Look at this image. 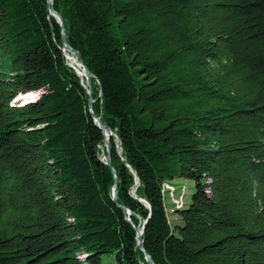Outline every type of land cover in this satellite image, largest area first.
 <instances>
[{"label":"trees","instance_id":"obj_1","mask_svg":"<svg viewBox=\"0 0 264 264\" xmlns=\"http://www.w3.org/2000/svg\"><path fill=\"white\" fill-rule=\"evenodd\" d=\"M52 2L113 167L49 1L0 0V264H264V0Z\"/></svg>","mask_w":264,"mask_h":264},{"label":"water","instance_id":"obj_2","mask_svg":"<svg viewBox=\"0 0 264 264\" xmlns=\"http://www.w3.org/2000/svg\"><path fill=\"white\" fill-rule=\"evenodd\" d=\"M49 1V10L51 12V14L57 19V21L60 23L61 25V28H62V36H63V44H64V52L68 51L70 52L71 54H73L77 60L80 61L81 63V66L83 67V70H84V76L87 80V84L89 86V94H90V110L95 118V121L97 122V124L99 125V127L104 131L105 133V136H106V146H107V149H108V155L106 157V164L109 166V167H113L112 165V161H111V156H110V152H111V143H110V139L114 136V134L112 133V131L108 128L105 127V125L103 124L101 118L97 117L94 115L93 113V85H92V74L91 72L89 71V69L87 68V66L85 65V63L82 61V58L79 54V52H77L76 50H74L73 48H71V46L68 44L67 42V36H66V32H65V23H64V20H63V17L61 16V14H59L57 11H55L54 7H53V0H48ZM82 74V73H81ZM107 133L109 135V137L107 138ZM117 192H118V179L117 177L115 178V187H114V190H113V197L116 201L117 199ZM122 209L129 214V212L122 207ZM129 221V220H128ZM145 227V225H144ZM139 229V228H136L137 230V235H138V243L141 247V249L144 250V241H143V237H142V234H143V229ZM146 259L148 261L149 264H155L150 255L146 252Z\"/></svg>","mask_w":264,"mask_h":264},{"label":"rangeland","instance_id":"obj_3","mask_svg":"<svg viewBox=\"0 0 264 264\" xmlns=\"http://www.w3.org/2000/svg\"><path fill=\"white\" fill-rule=\"evenodd\" d=\"M67 59H68V57H67ZM69 64H70V61H69ZM72 67L77 70V72L80 76L83 75V74H81V72L76 67H74V66H72ZM81 77H85V76H81ZM23 102H28V101L21 100L19 102H15V105H19ZM106 157H105V160H106ZM195 185H196V182L193 180L180 179V180H177L174 183H172V185L168 186L169 188H168V193L166 194V200H167L168 210L171 214L170 221L172 223V226H175L176 224L180 223L178 217H176L175 214L173 213V207H176L177 204L181 205V203L189 204L191 201L192 194L195 191ZM102 262H103V264H118V261L116 259V253H105V254H103L102 255Z\"/></svg>","mask_w":264,"mask_h":264},{"label":"bare ground","instance_id":"obj_4","mask_svg":"<svg viewBox=\"0 0 264 264\" xmlns=\"http://www.w3.org/2000/svg\"><path fill=\"white\" fill-rule=\"evenodd\" d=\"M68 52V51H67ZM68 59L70 61V64L74 67H76L82 74H84V70L83 67L81 66V63L79 60L76 59V57L72 54V56H68ZM79 72V73H80ZM84 76V75H81ZM40 95V92H33V93H29L25 96H21L20 100H24V101H29V100H34L36 99L38 96ZM109 137L108 133H107V138ZM169 188V187H168ZM172 203V202H171ZM174 208V207H173Z\"/></svg>","mask_w":264,"mask_h":264},{"label":"built area","instance_id":"obj_5","mask_svg":"<svg viewBox=\"0 0 264 264\" xmlns=\"http://www.w3.org/2000/svg\"><path fill=\"white\" fill-rule=\"evenodd\" d=\"M184 205H185L184 203H181V205L177 204L176 207H178V208H182Z\"/></svg>","mask_w":264,"mask_h":264}]
</instances>
